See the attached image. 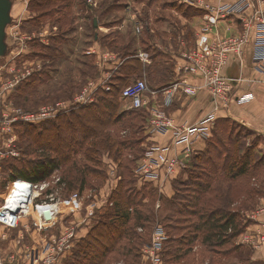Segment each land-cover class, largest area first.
I'll return each instance as SVG.
<instances>
[{
	"label": "rangeland",
	"instance_id": "rangeland-1",
	"mask_svg": "<svg viewBox=\"0 0 264 264\" xmlns=\"http://www.w3.org/2000/svg\"><path fill=\"white\" fill-rule=\"evenodd\" d=\"M32 1L11 0L10 22L6 26L5 41L7 48L5 54L0 56V90H3L4 94L0 96L1 188H4L8 180L13 178L11 177L12 170L9 169L12 167H9V164L14 165L13 169L16 172L17 169H25L32 162L46 156L59 160L69 157V151L66 149H62L60 152H42L36 147L26 148L27 140L21 138L20 131L25 126L23 124L29 122L3 120L6 106L9 107L6 114L11 113L10 108L12 107L35 111L42 106L63 101L70 103V106H74L76 97L90 82H93L95 83L94 86L97 87V91L94 95L92 94L94 101L84 104L89 105L98 101V91L102 90L100 85L107 84L109 86L110 89H103L104 91L112 90L114 80L118 76L119 68L122 65L116 64L114 58L104 64L98 62V54L93 51L96 38L95 32L98 29L92 21V18L95 17L94 14L98 16L102 14L100 23L108 28L105 33L100 34V41L105 38L106 40L115 39L116 44L113 45L114 47L111 45L109 47L110 51L107 52H119V55L123 58L121 60L125 61L128 56H135L137 49L132 47L125 51L126 55H124L121 48L127 43L128 38L119 35L121 30L115 31L116 33L113 32L116 24L123 20L122 16H125L124 14H128V12L135 13L134 18H137L143 26L152 22L154 27L168 28L171 25L178 27L190 26L192 23L191 17L186 19L183 12L178 11L180 5L184 8L190 7L202 11L182 4L179 0H95V2L88 1L93 4L94 10L85 20L86 17L83 18L82 15L89 4L86 0L55 1L45 9L34 7ZM201 13L203 14V11ZM95 19L98 20V18ZM140 24L136 22L134 25L136 33H138L136 28L141 26ZM144 29L145 27L139 34H142ZM117 58H119L118 55ZM41 73H43L42 76ZM44 73L46 74L44 75ZM141 73L130 74L121 88L136 79H144L150 85L151 82L147 81L143 76V72ZM34 77H40L35 84L36 86L29 85ZM173 82L172 78L164 85ZM152 83L156 85V82ZM7 84L8 87H6ZM24 88H28V92L20 94ZM119 100V109L116 114H121L122 111H143L141 112L142 115L134 112L135 115H138L125 117L124 122L133 120L126 130L123 131L122 127L124 126L121 123L114 129L115 135L132 142L130 146L127 148L115 146L113 149L99 147L93 151H88L90 144H85L79 149L78 153L72 152L73 154L70 155L72 161L54 168L43 180L36 181L46 182L48 184L47 190L56 192V196L59 198L67 197L72 192H79L85 203L94 201L102 203V207L95 218L88 220L83 212H79L66 216L63 219L64 225L71 226L75 222L84 238L101 221L110 222L112 214L119 208L117 206L122 205L124 201L125 203L128 201L131 204L130 208L133 210L130 211L127 221L123 223L118 221L117 218L112 219V221L123 223L120 231L125 229L129 233H125L119 239L118 244L116 242L112 244L106 242L111 249L104 257L105 261L101 264H116L121 258L128 261L133 260L131 262L133 264L137 263L140 259L138 256L139 250L141 253V249L149 242L155 224L160 223L164 227L167 236H169L172 228L170 223L173 221L172 224H176L179 220L181 222L185 221V223L194 222L191 227L197 226L194 234H197L198 237L192 244H184V248L189 251L185 257L179 261L177 260L178 264H264V244L256 248L254 243L259 240L260 233H264V213L253 217L254 211L264 207V167L260 166L256 169L253 167L255 166V159L259 160L264 157V135L234 118L229 119L228 125L234 136L232 139H239L241 144L238 156H243L244 152L251 148L257 157L249 161L251 166L246 174L232 177L233 174L228 172V167L224 163V150L225 147L229 146L228 134L221 136L223 137L221 141L220 137L217 139L214 134L217 121L220 119L217 118L211 128V133L206 137L204 150L196 155L199 158L198 163L196 157L190 156L186 160L187 168L183 170V172H186L183 176L178 175L172 181L171 186L174 193L169 196L166 190L165 193H161L153 182H145L138 174V169L143 163L148 150L154 145L149 138L150 114L146 108L136 110L131 108L129 102L123 98H119ZM79 106L81 105L76 104L75 107L60 112L55 117L53 116L39 123L31 122V124L40 125L47 122V120L70 114L74 108ZM47 144L46 139L38 138L39 146ZM53 145H55L54 142L51 146ZM87 154L89 157H86ZM74 162H77L75 167H73ZM231 164H235L234 158H232ZM236 165L238 167L234 169V173L238 171L239 166H242L241 163ZM183 183L184 186L188 187V191L181 187ZM120 185L124 187V198L117 194ZM203 186L207 187V191H194L196 188H202ZM215 188L217 194H219L217 199L213 197ZM178 191L190 196H201L200 199L205 196L206 199L209 198V201L206 202L208 206H212L214 209H216L215 207L217 209L222 208L223 213L228 208L237 210L239 218H242L244 222L247 220L245 223L247 226L243 231L241 230L242 233H239L238 237L243 234L241 237L242 242L245 236H249L251 239L244 242L243 247L236 248V252L230 253L229 251L224 254L226 248H232L236 243L233 241L232 244L225 246H209L210 242L205 240L208 231L202 226L203 223L208 222L209 213L205 212L206 215L202 219L199 217L202 212L192 215L189 211L185 212L184 217H179L177 211L173 210L168 215L169 219V216H172L171 220L166 219L167 212L164 210L170 207V202L165 205L164 201L166 198L167 200L174 198L176 202L180 203L182 196L181 192L178 193ZM134 198L136 199L135 202H133ZM200 206L199 203L197 208L199 209ZM27 223L28 220L25 219V225H21L12 231L0 228V253L2 252L5 262H9V256L13 254L21 260L22 253L29 248H37L42 237L47 236V231H39L36 226ZM59 227L62 228L61 225ZM140 228H143V231H140ZM54 232L57 231L54 230ZM48 233L50 235L52 232L49 231ZM191 234H193L192 230L188 233V231L182 230V227L178 231L180 238L181 236L186 237L184 241L186 243H189L187 240ZM79 240L81 241V239ZM80 241L76 243L75 254L63 258V264H96L97 259L92 260L91 255L89 259H79L81 248L80 245L79 247L77 245L81 243ZM100 247V245H96L98 253H95L96 250H92L90 253L96 254L98 257L102 252ZM171 260L168 258L166 264H169ZM27 264L31 263L28 262Z\"/></svg>",
	"mask_w": 264,
	"mask_h": 264
},
{
	"label": "built area",
	"instance_id": "built-area-1",
	"mask_svg": "<svg viewBox=\"0 0 264 264\" xmlns=\"http://www.w3.org/2000/svg\"><path fill=\"white\" fill-rule=\"evenodd\" d=\"M179 1L203 11V23L199 28L195 46H185L181 51V57L184 60L180 67L181 74L173 83L159 89L160 91L151 90L146 80L136 79L122 88L121 98L127 100L133 109H147L151 116L149 130L152 134H166L172 128V119L167 110L175 102L176 96L182 93L188 97H194L200 89L207 88L213 103L212 111L195 125L174 128L175 142L190 143L201 137L206 138L211 133L218 111L228 107L236 98L238 102H245L253 97L251 94L237 97L235 82L240 78H231L224 72L232 62L239 61L242 64L246 47L252 44L253 63L256 69L264 75V0H233L216 3L210 0ZM222 22H229L231 26L235 25L237 32L232 34L228 31L222 32ZM140 25L136 28L138 33L144 28L143 24ZM138 56L142 60L148 59V54L145 52H140ZM112 59V54L107 53L102 57L101 64ZM191 77L204 80V84L192 83ZM94 85L95 83L90 82L81 91L75 99L74 106L63 101L42 106L35 111L12 107L10 114H6L9 108L6 106L3 120L42 122L75 107L76 104L84 105L93 102V95L97 91ZM100 87L104 90L110 89L107 84H102ZM3 95V90H0V96ZM189 147L190 144L184 147L180 155H166L159 158L154 154L162 148L154 144L148 150L138 169V174L142 180L153 182L161 193H165L167 185L171 184L179 173L187 168L186 160L190 157ZM163 150L173 149L166 147ZM47 187L46 182H34L22 177L9 179L4 188L0 187V228L12 231L25 225L24 220L27 219V224H33L39 231H47V236L43 235L37 248H29L21 254V260L15 254L9 256V262L12 264H27L28 262L31 264H63V258L73 254L76 243L82 237L78 230L79 226L75 222L71 226H65L63 219L71 214L83 212L86 219L91 220L97 216V212L102 207L101 202L85 203L79 192H72L67 197L59 198L56 192H49ZM111 204L113 205L112 202ZM47 210L51 212L50 218L46 215ZM262 213H264V207L254 211L253 217ZM139 230L143 231V228ZM49 231L52 232L50 235ZM151 232L149 242L141 249L140 259L135 264L165 263L164 246L168 239L167 233L160 223L155 224ZM249 239H251L249 236H245L243 242H248ZM254 243L256 248L264 244V233H260L259 240ZM3 259L1 252L0 264H5ZM20 261L22 262L19 263ZM116 264H126V260L121 258Z\"/></svg>",
	"mask_w": 264,
	"mask_h": 264
},
{
	"label": "trees",
	"instance_id": "trees-1",
	"mask_svg": "<svg viewBox=\"0 0 264 264\" xmlns=\"http://www.w3.org/2000/svg\"><path fill=\"white\" fill-rule=\"evenodd\" d=\"M55 1H71V0H33L32 4L34 7H37L39 9H45L48 5ZM104 11V10H102ZM178 11L183 12V15L186 17H192L195 15L202 14V11L194 10L193 8L184 6L178 7ZM42 17V16H40ZM188 36L192 37L193 33L188 32ZM130 48H132L131 44L127 41L125 45L122 46L121 50L124 55L125 51H128ZM129 59L125 61L124 64H122L121 68H119V74L115 78V82L112 86V90L110 91H104L103 89L98 91V101L89 104V105H81L77 108H74L70 114H66L64 116H58L55 119L47 120V122L40 124V125H34L31 123H24L23 128L20 131V136L23 139L27 140L26 148H32L36 147L37 149L42 150V152L50 151V152H60L62 149L68 150L69 157H64L63 160H59L57 158H49L48 156L40 158L36 162H32L28 167L25 169H17L15 172L13 169L14 165L9 164V168L11 171V177H23L32 181H39L43 180L45 176L49 175V173L54 169L58 168L60 165L67 164L71 160L70 155L74 153H78L79 149L83 147L85 144H90L88 147V151H93L95 149H98L99 147L104 148H110L113 149L115 146H120L123 148H127L132 144L129 140L122 139L118 135L114 134V129L118 124H122L124 127L123 131L126 130L129 124H132L133 120H130L128 122L125 121V117H130L131 115H138L134 114V112L139 113L142 115L141 112L143 111H122L121 114H116L118 111L119 103L121 98V86L122 84L127 80V77L130 76V74L135 72H144L143 69L144 66L140 62L138 58L128 56ZM161 64V63H160ZM156 70L167 72L169 68L163 67L161 68V65H157ZM146 70V69H145ZM43 73H41L42 76ZM46 73H44L45 75ZM142 74V73H141ZM40 76V77H41ZM169 79L167 81H164V83L171 80V77L167 74L166 75ZM40 77H34V79L29 83V85L32 84V86H36L35 84L39 81ZM25 92H28V88H24L21 90L20 94H23ZM143 109V108H141ZM140 110V109H136ZM145 110V109H144ZM146 111V110H145ZM230 118H220L217 121V127L215 129L214 134L216 135L217 139L220 137V141L226 134H228L227 138L229 139V146L225 147L224 153V163L228 167V172L232 173V177H237L239 175L246 174L249 171V167L251 166V162H249L251 159L255 158L256 156L253 153V150L249 148L247 151L244 152L243 156H238V153L241 149V144L239 139H232L233 134L231 132L230 126L228 125ZM124 123V124H123ZM40 127V128H39ZM36 135V136H35ZM38 138H44L48 141L47 145H38ZM52 139V140H51ZM55 143V145L51 146ZM134 143V142H133ZM23 147V146H22ZM25 149V148H24ZM86 157H89L88 154ZM196 157V156H195ZM194 157V158H195ZM200 157V156H199ZM197 158V163L199 161V158ZM232 158H234L235 164H231ZM257 158V157H256ZM89 159V158H88ZM255 166H253L255 169L259 168L260 166L264 167V157L261 159H255ZM241 163L242 166L238 168V171L234 173V169L238 167L236 164ZM77 165V162L73 163V167ZM82 168V167H81ZM80 168V169H81ZM86 169V168H85ZM229 173V174H230ZM185 184L181 186L183 189H187L185 191H188V187L184 186ZM200 186V184H199ZM207 187L203 186L202 188H196L194 191L196 192H203L206 190ZM207 191V190H206ZM124 187L123 185H120L117 191V194H120L121 198H124L123 195H125ZM181 192V204L176 202L174 198L172 199H165L164 204L166 205L168 202H170V207H168L166 210L167 214L165 216L166 219L168 218L169 212L177 211L179 214V217H184L186 215L185 212H189L192 215H195V213L199 214V212H202L199 214V217L203 219V217L206 215V213H209L208 222L203 223V228H206L208 231L206 234V242H210L209 246H225L226 243H232V240L238 236L239 233H242V231L245 229L247 225L242 220V218H239V214L237 210H231V208H228L225 213L222 212V208L215 207L216 209L212 208V206H208L206 202L209 201V198H204L201 196H190L188 194H185L182 191H178V193ZM119 196V195H118ZM117 196V197H118ZM119 196V197H120ZM219 194H217V189H214L213 197L214 199H217ZM118 197V198H119ZM163 199V197H161ZM135 199V198H134ZM206 199V200H205ZM208 200V201H207ZM120 201V200H118ZM136 199L133 201L135 202ZM199 203L201 204L200 210L197 208L199 206ZM131 204L127 201L123 202L122 205L117 206V210L114 214H112V218H110V222H104L101 221L97 226H95L88 235L81 239V243H79L77 246L80 245V255L78 256L79 259H89L90 255L92 260L95 261L96 264H101L104 262V257L110 252L109 250L111 247H108V244L106 242H110L111 244L116 242L118 244L120 242L119 239L126 233H129L128 230H122L120 229L123 226V223L127 221L130 215V211L133 209L130 208ZM176 208V209H175ZM210 208V209H208ZM212 208V209H211ZM206 212V213H205ZM139 217V216H138ZM171 220L172 216H169ZM117 218L118 221H121L123 223H118V221H112V219ZM182 219V218H180ZM177 221V220H176ZM183 221V220H182ZM173 222V221H172ZM171 225V230L169 232L168 239L165 242L164 246V262L165 264L168 262V258L172 259L169 261V264H178V261L185 257V255L188 254L189 250H186L184 247V244H192L194 240L198 236L197 234H194V232L197 229V226H194L193 228L191 225L194 222L185 223L181 222L180 220L176 224ZM182 227V230L185 232L192 230L193 236H188V242H184L186 240V237L178 235V231ZM242 230V231H241ZM102 234V235H101ZM101 235V236H100ZM132 237V236H131ZM191 237V238H189ZM96 245H100L102 252L97 257L96 254H91L90 252L92 250H96ZM76 250H74V255ZM224 251V254L228 253ZM95 253H98L97 250ZM140 253V250H139ZM138 253V256L140 258V255ZM71 255V256H72ZM70 256V257H71ZM136 257V259L138 258ZM168 256V257H167ZM126 260V264H133L132 261ZM139 260V259H138ZM137 260V261H138ZM178 260V261H177ZM136 261V262H137ZM135 264V263H134Z\"/></svg>",
	"mask_w": 264,
	"mask_h": 264
},
{
	"label": "crops",
	"instance_id": "crops-1",
	"mask_svg": "<svg viewBox=\"0 0 264 264\" xmlns=\"http://www.w3.org/2000/svg\"><path fill=\"white\" fill-rule=\"evenodd\" d=\"M87 4L91 1L95 2V0H86ZM89 1V2H88ZM212 2H227L233 0H210ZM93 4L89 3L87 5L86 10L84 9L83 18L86 17L85 20L88 19L90 13L93 12ZM96 5V4H95ZM90 7V8H89ZM195 10V9H194ZM102 14L96 15L92 18L95 24V18H98V29H96V38L95 45L93 47V51L98 54V62L101 64L102 57L105 56L107 51H110L109 47L115 45V39L106 40V38L100 41V34L105 33V28L103 24L100 23V17ZM122 16L123 20L118 22L115 26V31H120L121 34L128 38V42L131 44L133 48H136V55L131 56L138 58L140 62L143 64L144 72L143 76L147 79V81L151 82L149 85L151 90H159L168 85H164V81L169 79L166 78L167 74L173 78V81L177 80L178 75L180 73V67L182 66L184 60L181 57V51L185 46H195L198 35L199 28L203 23V14L195 15L190 18L191 24L190 26L185 25V27H178L171 25L168 28L157 26L154 27L153 23L144 24L145 29L142 34L136 33L134 30V25L137 18H134L135 13L124 14ZM184 16V15H183ZM187 19V17L185 16ZM189 18V17H188ZM137 20V21H136ZM195 20V21H194ZM229 22L221 23V31H228L229 33H236L237 27L235 25H230ZM96 27V26H95ZM96 27V28H97ZM188 32H192L193 36L189 37ZM116 33V32H115ZM127 34V35H126ZM117 35V34H116ZM114 47V46H113ZM145 52L148 54L147 60H142L139 58V53ZM114 60H116V64L122 65L125 63L121 59H123L119 54V52H111ZM117 55L119 58H117ZM129 59V57H127ZM113 60V59H112ZM108 60L107 62H109ZM104 61V63H107ZM102 63V64H104ZM161 63V64H160ZM157 65H161V68L168 67L170 69L167 72L156 70ZM226 75L231 78H240L235 82L236 85V96H253L250 100L245 102H238L237 98L235 101H232L231 104L224 108L221 111L217 112L216 118H234L237 121L244 123L245 125L253 128L260 134L264 133V75L258 71L253 63V45L249 44L246 47L244 53V61L241 64L239 61L232 62L229 66L226 67L225 72ZM192 83L203 85L204 80L197 79L195 77H191L190 80ZM152 82H156L154 85ZM170 85V84H169ZM160 91V90H159ZM157 91V92H159ZM127 101V100H126ZM213 109V103L211 101L210 92L207 88L203 87L200 89L199 93L194 97H188L185 94L179 93L176 96V100L169 108L168 115L172 119V128L166 134H152L150 132V141L152 144L159 145L162 149L157 151L154 156L162 158L166 155L174 156V154L180 155L182 149L190 144L188 152L190 156L195 157L200 154L206 144L207 138H199L196 140H192V142H175L174 139V128L180 126H190L195 125L204 117H206ZM148 128V126H147ZM193 139V138H191ZM171 147L173 150L167 151L163 150V148ZM184 155V154H182ZM186 171H182L179 175H184ZM166 193L169 196H172L174 193V189L171 184H168L166 187ZM247 214V213H246ZM84 236V235H83ZM242 236H236L233 240L235 241V245L232 248H226V252L230 251L236 252V248L243 247ZM11 243V242H10ZM232 243H226L232 244ZM5 253V252H3ZM5 264H12L11 262H5Z\"/></svg>",
	"mask_w": 264,
	"mask_h": 264
},
{
	"label": "water",
	"instance_id": "water-1",
	"mask_svg": "<svg viewBox=\"0 0 264 264\" xmlns=\"http://www.w3.org/2000/svg\"><path fill=\"white\" fill-rule=\"evenodd\" d=\"M12 7L11 0H0V55H4L6 52V26L10 22V10ZM95 26H98V21L95 19ZM48 218L51 217V212L46 211Z\"/></svg>",
	"mask_w": 264,
	"mask_h": 264
}]
</instances>
